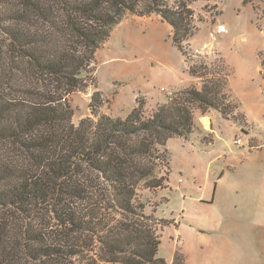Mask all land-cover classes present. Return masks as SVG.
Instances as JSON below:
<instances>
[{
    "label": "trees",
    "instance_id": "obj_1",
    "mask_svg": "<svg viewBox=\"0 0 264 264\" xmlns=\"http://www.w3.org/2000/svg\"><path fill=\"white\" fill-rule=\"evenodd\" d=\"M199 0H0V264H168L158 256L173 219L146 211L140 191L168 187L172 137L198 130L195 111L239 123L223 58L195 61ZM127 12L158 14L200 81L145 115L146 98L125 117L73 121L70 95L96 83L97 51ZM241 126V123L239 124ZM172 264H189L180 247Z\"/></svg>",
    "mask_w": 264,
    "mask_h": 264
},
{
    "label": "rangeland",
    "instance_id": "obj_2",
    "mask_svg": "<svg viewBox=\"0 0 264 264\" xmlns=\"http://www.w3.org/2000/svg\"><path fill=\"white\" fill-rule=\"evenodd\" d=\"M191 6L197 31L186 45L208 63L225 60L243 131L219 112L210 113L212 124L200 119L208 131L197 123L194 137H174L167 144L168 187L142 189L140 199L149 214L180 222L164 227L159 257L170 260L180 247L191 264H264V0H199ZM188 66L160 15L127 12L96 53V83L69 97L73 121L93 117L97 89L105 100L102 113L125 118L136 97L144 96L149 116L159 102L193 84ZM200 113L195 111V120ZM209 127L219 135L213 146L201 143L213 141Z\"/></svg>",
    "mask_w": 264,
    "mask_h": 264
},
{
    "label": "crops",
    "instance_id": "obj_3",
    "mask_svg": "<svg viewBox=\"0 0 264 264\" xmlns=\"http://www.w3.org/2000/svg\"><path fill=\"white\" fill-rule=\"evenodd\" d=\"M192 85H196V86H200V81L199 80H197V78L196 79H194L193 80V84ZM192 85H190V86H192ZM162 90L163 91H167V89L165 88V87H163L162 88ZM169 93H171V91H169ZM168 93V94H169ZM137 97H139V96H137ZM137 97H136V99H137ZM144 97V96H143ZM147 101V100H146ZM165 102V101H164ZM148 103V102H147ZM159 103H162V102H159ZM158 103V104H159ZM137 104V102H136V100H135V104H134V106ZM133 106V107H134ZM212 112H219V111H217V110H209L208 112H207V114L206 115H204V117H208L209 118V120H210V123L212 122V119H211V115H210V113H212ZM198 113V112H197ZM202 113V112H201ZM200 113V114H201ZM220 113V112H219ZM200 114H196L197 115V118H196V121H197V123H198V125H200V127H201V129L203 130V131H208V129L204 126V125H202V123H203V121H202V123L200 122V119H202L203 117H201V116H199ZM202 114H205V113H202ZM221 114V113H220ZM236 123V122H235ZM204 124V123H203ZM212 124V123H211ZM236 124H238V123H236ZM238 126H239V128H240V130L241 131H243V128H242V126H240L239 124H238ZM209 131H211L213 134H214V138H213V141H211V142H209V143H206V142H203V141H201V143H202V145H205V146H213L214 145V142L216 141V139L218 138V133H217V131L213 128H210L209 127ZM196 132H193V133H191L190 134V136L191 137H194V134H195ZM172 138H174V137H172ZM172 138H170V139H172ZM180 138H183V137H180ZM170 139L168 140V142L170 141ZM238 139H241V145H243L242 147H244V140L242 139V138H238ZM236 141V140H235ZM168 142H167V144H168ZM237 143V142H236ZM235 143V144H236ZM240 144H238V145H240ZM240 145V146H241ZM251 150V149H250ZM162 190V189H161ZM160 190V191H161ZM173 220L175 221V222H177V223H179L180 224V222L178 221V219H176V218H173ZM185 254V253H184ZM185 256H186V258H187V261L189 262V264H191V262L189 261V259H188V256H187V254H185ZM172 259H173V256H172ZM172 259H170V260H168L167 259V262H168V264H172Z\"/></svg>",
    "mask_w": 264,
    "mask_h": 264
},
{
    "label": "bare ground",
    "instance_id": "obj_4",
    "mask_svg": "<svg viewBox=\"0 0 264 264\" xmlns=\"http://www.w3.org/2000/svg\"><path fill=\"white\" fill-rule=\"evenodd\" d=\"M202 121H203V123H204L205 125H208V124H209V120H208L207 117H203V118H202Z\"/></svg>",
    "mask_w": 264,
    "mask_h": 264
},
{
    "label": "built area",
    "instance_id": "obj_5",
    "mask_svg": "<svg viewBox=\"0 0 264 264\" xmlns=\"http://www.w3.org/2000/svg\"><path fill=\"white\" fill-rule=\"evenodd\" d=\"M237 143H241V139L236 140Z\"/></svg>",
    "mask_w": 264,
    "mask_h": 264
}]
</instances>
